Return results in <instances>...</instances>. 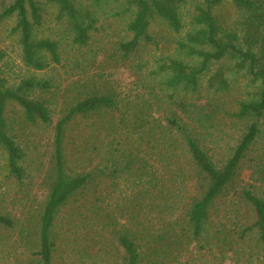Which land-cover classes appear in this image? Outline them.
Wrapping results in <instances>:
<instances>
[{
  "label": "trees",
  "instance_id": "16d2710c",
  "mask_svg": "<svg viewBox=\"0 0 264 264\" xmlns=\"http://www.w3.org/2000/svg\"><path fill=\"white\" fill-rule=\"evenodd\" d=\"M46 1L58 7V16L65 20L72 44L86 46L92 19L79 11L73 0ZM122 1L132 9V19L126 27L128 39L118 45L125 60L151 41V19L159 18L173 33L183 28L180 10L186 0ZM223 1L200 0L191 18L192 31L177 43L178 50L196 59L197 65L174 59L159 61L148 74L151 83L143 93L119 96L106 89H84L79 93V88L69 87L75 98L54 127L52 166L47 172L49 183L36 231L37 249L31 253L35 264H54L57 218L77 197V210L83 209L86 216L94 214L101 203L109 207L113 198H119L124 208L121 216L125 218L121 228L114 229L110 222L100 225L102 235L111 236L121 250L116 264H178V258H186L193 248L216 252L220 257L230 252L238 257L236 261L245 264H256L257 257V263L264 264L263 199L244 189L241 197L250 219L243 221L236 215L225 223L213 216L219 199L237 178L240 163L260 136L264 117V0H230L243 14L241 47L234 43L236 35L219 37L213 10ZM11 18L15 19L11 32L19 38L24 66L39 72L48 67L47 61L60 64L57 44L48 39L34 40L32 36L33 28L41 24L35 0H11L8 4L2 0L0 21ZM3 58L0 51V61ZM227 62H232L233 68H218L207 79L208 89L226 93L234 77L245 73L256 95L254 100L239 104L235 118L248 120V126L231 157L217 166L201 143V135H195L177 113L166 115L163 121L154 113L169 102L182 115L189 114L192 103L179 101L177 95L198 94L200 79L210 66ZM141 79L138 77L136 85ZM50 88L48 81L28 79L12 89L0 80V148L6 155L9 175L20 185L29 179L23 167L25 154L7 133L5 108L14 103L27 123L49 124V106L28 94ZM106 115H115L116 123H101ZM83 122L91 125L80 129L68 147L67 130ZM198 123L204 127L201 119ZM72 163L81 167L75 170ZM0 227L14 229L16 222L0 214ZM82 231L88 239L89 231ZM18 237L22 242L27 238L23 226L18 227ZM97 245L103 249L100 241Z\"/></svg>",
  "mask_w": 264,
  "mask_h": 264
},
{
  "label": "rangeland",
  "instance_id": "374dc122",
  "mask_svg": "<svg viewBox=\"0 0 264 264\" xmlns=\"http://www.w3.org/2000/svg\"><path fill=\"white\" fill-rule=\"evenodd\" d=\"M10 1L5 0V4ZM35 1L40 8L41 24L33 28L32 36L34 40L54 41L61 61L59 65L47 61L48 67L39 72L24 66L19 38L11 32L15 19L0 21V51L4 53V58L0 61V80L5 81V85L12 89L28 79L48 81L51 85L48 91L28 94L31 99L42 100L49 106V124L27 123L21 109L14 103H8L5 108L7 133L25 154L23 167L29 179L24 185H20L9 175L6 155L0 148V214L16 222L14 229L0 227V264H35L31 253L37 249L36 231L49 183L47 172L52 166L54 127L75 98L70 94L69 87L79 88V93H83L84 89H106L119 96L143 93L146 92L147 83H151L148 74L159 61L174 59L189 66L198 63L196 59L184 56L178 50L177 43L192 31L191 18L196 13L200 0H186L182 6L180 12L183 28L179 33L171 32L159 18L151 19L148 28L151 41L143 43L126 60L120 56L118 45L128 39L126 27L132 19V9L122 0H73L75 7L93 21L88 43L84 47L72 44V35L65 20L59 18L55 4L46 0ZM213 14L220 30L219 37L226 39L227 36L236 35L237 41L234 43L241 47L243 14L230 0H224L213 10ZM218 68L231 70L233 63L212 64L208 73L200 79L198 94L183 92L177 95L179 101L192 103L189 114L182 115L173 104L167 102L154 116L163 121L166 115L177 113L195 135H201V143L214 163L222 166L231 157L249 123L248 120L235 118L239 104L254 100L256 88L245 73H239L231 82L228 92L216 93L208 89L207 79ZM138 77L142 79L136 85ZM115 118V115H106L100 122L105 125L113 124L116 123ZM198 119L203 121L204 127L198 123ZM87 123H77L76 127L67 130L68 147H71V138L78 135L80 129L91 125ZM76 129L79 130L74 133ZM72 167L78 170L81 166L72 163ZM244 189L253 191L264 200V117L260 124V136L240 163L237 178L219 199L213 216L225 223L233 221L236 215L243 221L250 219L249 209L241 197ZM79 198L72 199L57 218L53 233L57 244L54 264H116L121 250L111 236L102 235L100 225L105 226L110 222L114 229L121 228L120 223L125 218L121 216L124 208L117 201L119 198H113L109 207L106 203H101L94 214L87 216L83 209L77 210ZM20 226L27 231L25 242L18 237ZM82 230L89 231L88 239L83 237L85 233ZM98 241L102 243L103 249L101 244L97 245ZM237 259L230 252L220 257L216 252L193 248L189 256L178 258V264H245L243 261H236ZM256 264H259L257 257Z\"/></svg>",
  "mask_w": 264,
  "mask_h": 264
}]
</instances>
